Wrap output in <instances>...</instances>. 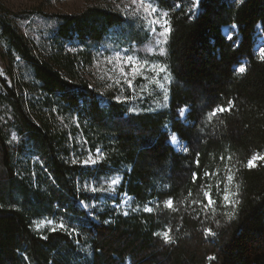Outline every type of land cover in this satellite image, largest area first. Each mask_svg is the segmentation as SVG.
I'll return each instance as SVG.
<instances>
[{
    "label": "trees",
    "instance_id": "16d2710c",
    "mask_svg": "<svg viewBox=\"0 0 264 264\" xmlns=\"http://www.w3.org/2000/svg\"><path fill=\"white\" fill-rule=\"evenodd\" d=\"M141 1L162 25L116 0L0 4V264H264V160L247 166L264 156V0ZM101 51L146 66L91 84Z\"/></svg>",
    "mask_w": 264,
    "mask_h": 264
},
{
    "label": "rangeland",
    "instance_id": "374dc122",
    "mask_svg": "<svg viewBox=\"0 0 264 264\" xmlns=\"http://www.w3.org/2000/svg\"><path fill=\"white\" fill-rule=\"evenodd\" d=\"M98 0H0V4L7 7L14 12L22 11H32V10H42L45 13H73L80 11L84 6L90 3L97 2ZM118 4L124 5L129 10L141 11L145 15L149 16L156 25H162L163 22L161 18L154 16L153 10L145 5L141 0H116ZM22 33L26 36H32L30 31L29 21H24L19 25ZM222 33L227 37L231 38L235 33L234 26H226L221 29ZM157 43L160 40L157 39ZM255 51L257 54H262L264 50V37L257 36L255 41ZM127 54L114 52L111 54H106L101 51L94 60L83 68V77L88 80L91 84L101 85V86H112L113 84L121 85L127 81H131L137 74H139L146 66V64L138 59L132 57L131 61H128ZM133 64L137 67V72L133 73L131 71ZM123 69V71H121ZM8 61L5 58L0 57V76L6 78L8 83ZM186 109L180 110L181 118L184 117ZM176 140V141H175ZM169 143L177 151H184L185 144L177 140L175 135L169 138ZM100 153L95 152L94 155L89 156L83 161L84 165L94 166V164L99 160ZM92 161H96L92 163ZM87 162V163H86ZM129 204V197L126 195L122 196L121 207L126 208ZM81 207L89 211L85 204L81 203ZM48 224V222L39 220L34 221L33 225L40 227Z\"/></svg>",
    "mask_w": 264,
    "mask_h": 264
},
{
    "label": "snow or ice",
    "instance_id": "6c2138e0",
    "mask_svg": "<svg viewBox=\"0 0 264 264\" xmlns=\"http://www.w3.org/2000/svg\"><path fill=\"white\" fill-rule=\"evenodd\" d=\"M135 2H136V0H133V3H135ZM237 2H239V0H237ZM153 11H155V9H153ZM166 23H167V21H165V24H166ZM169 31H170V29H169L168 27H165V28H164V33H163V34H167ZM262 52H264V50H262ZM131 60H132V57H128V61H131ZM121 71H123V69H121ZM131 71H132L133 73H136V72H137V67L135 66V64H133ZM239 71L243 72L244 69H243V68H240ZM127 83H128L129 86H131V83H132V82L129 80V81H127ZM228 105H229L228 107L218 106L216 109H213L210 118H211L212 116H215L218 112L230 111V110H231L232 101H229V102H228ZM257 160H264V156L253 155V156L247 161V166H248L249 168L255 167V166H256L255 162H256ZM95 162H96V161H92V163H95ZM86 163H87V162H86ZM192 176H193V179L195 180V179H196V173H192ZM228 179H229V181H231L232 177L229 176ZM112 183L115 184L116 181L113 180ZM233 195H234V194H233ZM204 196H205L206 198L209 199V205L214 204V201L211 200V198H210V196H209V193H208L207 191L204 192ZM224 200H225V201H229V195H228L227 193H226L225 196H224ZM229 202H230V203H233V204L236 203L235 201H229ZM167 203H168V206L171 207V201H168ZM146 210H149V209H146ZM60 227L63 228L64 226L61 224ZM205 231L207 232V231H210V230H207V229H206ZM163 237H164V240H165L166 243L170 242V237L168 236L167 233H164V234H163ZM213 259H214V258H213Z\"/></svg>",
    "mask_w": 264,
    "mask_h": 264
},
{
    "label": "bare ground",
    "instance_id": "6f19581e",
    "mask_svg": "<svg viewBox=\"0 0 264 264\" xmlns=\"http://www.w3.org/2000/svg\"><path fill=\"white\" fill-rule=\"evenodd\" d=\"M176 141V140H175Z\"/></svg>",
    "mask_w": 264,
    "mask_h": 264
}]
</instances>
